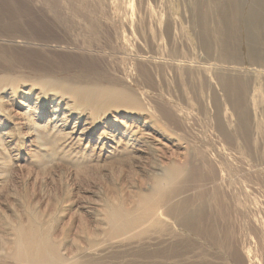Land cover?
Listing matches in <instances>:
<instances>
[{"label": "rangeland", "instance_id": "rangeland-1", "mask_svg": "<svg viewBox=\"0 0 264 264\" xmlns=\"http://www.w3.org/2000/svg\"><path fill=\"white\" fill-rule=\"evenodd\" d=\"M262 55L264 0H0V264H264Z\"/></svg>", "mask_w": 264, "mask_h": 264}, {"label": "bare ground", "instance_id": "bare-ground-1", "mask_svg": "<svg viewBox=\"0 0 264 264\" xmlns=\"http://www.w3.org/2000/svg\"><path fill=\"white\" fill-rule=\"evenodd\" d=\"M255 40H258V39H255ZM256 46H257L256 44H252L251 49L255 52H260L259 48L257 49ZM221 48H223V49L225 48V50H226L227 47L226 46L223 47V45L221 44ZM227 50H228V48H227ZM236 50H238V49L236 48ZM230 52H229V54H230ZM263 59H264V57L262 55V57L257 59V62H262V61H264ZM107 89H109V88H107ZM112 89H114V88H112ZM76 92H78V91H76ZM94 92H95V90H94ZM40 136H41V134H40ZM39 139H41V137ZM43 139L44 138H42V140ZM44 140H46V139H44ZM52 147H50V148H52ZM169 182L171 183V182H173V180L168 179V182L165 183V188L162 189V192L158 193L157 195L148 196L147 198L144 199V206H143L142 212L137 213L135 211L120 210V209L115 211L111 215V217H112L111 231H112L113 238H115V239H121L123 237L135 238L138 236V233L135 232V230L139 226L147 224L148 225L147 227L156 228V227L160 226V224L163 222L164 217H172L173 215H176L175 211H172L173 209L171 206H170V208L168 207V209H165V210H163L161 208V207H163L162 206L163 204H164V207L166 206V204H165L166 201H169L172 197V194H174V192H175L173 190H172L173 192L172 191L167 192L166 186L169 187L168 186ZM151 203H152V205H151ZM158 208H160V210H163L162 211L163 213H160ZM25 231H26V227H21L20 234H25ZM12 255L15 258V260L20 261L22 263L25 262L27 264H62L64 262L63 257L60 255V253L51 244L49 238L47 236H40L37 233L36 234L30 233L28 235H21L17 240L16 247H15Z\"/></svg>", "mask_w": 264, "mask_h": 264}]
</instances>
